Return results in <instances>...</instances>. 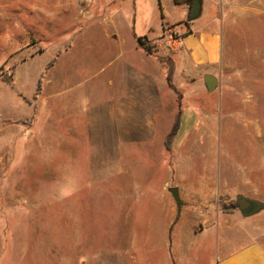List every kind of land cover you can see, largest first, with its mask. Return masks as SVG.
I'll return each instance as SVG.
<instances>
[{"label":"rangeland","instance_id":"rangeland-1","mask_svg":"<svg viewBox=\"0 0 264 264\" xmlns=\"http://www.w3.org/2000/svg\"><path fill=\"white\" fill-rule=\"evenodd\" d=\"M192 2L0 0V264H220L246 243L212 218L264 202V0H202L193 22L225 20L214 91L170 28Z\"/></svg>","mask_w":264,"mask_h":264},{"label":"crops","instance_id":"crops-1","mask_svg":"<svg viewBox=\"0 0 264 264\" xmlns=\"http://www.w3.org/2000/svg\"><path fill=\"white\" fill-rule=\"evenodd\" d=\"M186 14L184 11L182 17L173 21L171 25L180 35V47L188 54L191 65L206 74L221 70L226 52L224 17L222 21L215 17L205 24H197L196 21L181 23ZM152 33V31L148 32L146 35L148 39ZM134 37L141 36L134 35ZM240 214L241 212L236 210L226 216L217 208L216 216L212 218L214 220L217 218V226L214 222L209 223L210 226L205 230L204 235H213L211 231L214 226L217 230L224 232L228 229H239L247 237L246 243L235 251L226 253L220 264H264V211L249 218L242 217ZM235 218L236 221H242L243 225L240 222L236 223ZM226 221H230L231 224L226 225Z\"/></svg>","mask_w":264,"mask_h":264},{"label":"water","instance_id":"water-1","mask_svg":"<svg viewBox=\"0 0 264 264\" xmlns=\"http://www.w3.org/2000/svg\"><path fill=\"white\" fill-rule=\"evenodd\" d=\"M202 14V0H193L188 14V21L192 22L198 19ZM207 89L214 91L218 86V80L215 76L207 74L204 77ZM172 197L174 198L177 206L178 215L181 213L184 203L181 199L180 191L178 188L169 189ZM236 201L239 205V211L245 218L255 216L264 210V202L253 199L244 195H238Z\"/></svg>","mask_w":264,"mask_h":264},{"label":"trees","instance_id":"trees-1","mask_svg":"<svg viewBox=\"0 0 264 264\" xmlns=\"http://www.w3.org/2000/svg\"><path fill=\"white\" fill-rule=\"evenodd\" d=\"M159 6H160V10H161V16H162V19H164V14H163V6H162V3H161V0H159ZM165 28V26H163ZM174 26H171L170 28H172ZM137 41L139 43L140 46L144 47L148 52L151 51V47L146 44V42L148 41V37L145 36V37H138L137 38ZM57 61V57L53 58L47 65L46 67V70L48 69H51L55 63ZM43 77V76H42ZM42 83H43V79H40L39 81V84H38V91L41 90V87H42ZM181 118H182V112L180 111L176 117V120H175V123H174V127L172 129V132H171V137L170 139L168 140L167 142V145L169 144L170 140H172V138L176 137L178 132H179V129L181 127ZM221 207H222V210L225 212V213H229V214H232L234 213L236 210H239V205H238V202H234L230 205L228 204H221Z\"/></svg>","mask_w":264,"mask_h":264}]
</instances>
